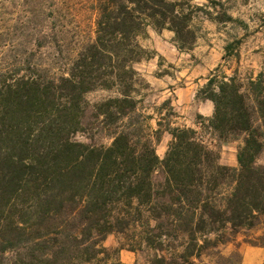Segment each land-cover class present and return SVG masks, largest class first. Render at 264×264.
<instances>
[{
	"label": "trees",
	"instance_id": "obj_1",
	"mask_svg": "<svg viewBox=\"0 0 264 264\" xmlns=\"http://www.w3.org/2000/svg\"><path fill=\"white\" fill-rule=\"evenodd\" d=\"M65 9L14 68H0V264H109L122 249L146 252L148 264H242L230 244L264 246L249 234L264 213V65L255 76L217 66L194 96L213 102L212 115L198 114L201 129L172 126V99L145 112L151 84L136 65L150 57L148 28L193 48L182 2L96 0L84 38L60 24ZM97 91L106 95L89 101ZM204 130L238 141L237 166L220 163Z\"/></svg>",
	"mask_w": 264,
	"mask_h": 264
},
{
	"label": "rangeland",
	"instance_id": "obj_2",
	"mask_svg": "<svg viewBox=\"0 0 264 264\" xmlns=\"http://www.w3.org/2000/svg\"><path fill=\"white\" fill-rule=\"evenodd\" d=\"M95 1L0 0V68H14L19 55L33 49L40 33L54 26L56 15L53 9L56 6L66 7V12L69 9V13L65 12L66 16L60 20V24L69 31V36L93 37L94 16L91 17L89 7ZM176 1L182 2L183 13L191 16L197 40L191 50L185 51L177 47L174 33L168 29L156 31L148 28L147 34L140 38L150 55L136 65L151 84L144 110L154 113V107L170 98L178 115L171 118V125L201 129L199 124H195L200 113L199 100H195L194 96L211 71L222 65L227 75L238 68L242 76H255L264 65V0H216L217 6L208 0ZM227 44L230 45L228 50L225 49ZM105 95L97 91L89 93L87 99L95 102ZM203 136L219 152L220 163L237 166L238 141H221L207 130L203 131ZM77 138L87 140L84 134H78ZM101 139L107 144L111 142L106 136ZM170 140V133L165 131L156 145L161 158ZM258 163L264 165V150L258 157ZM249 234L259 235V231ZM104 246L110 250L117 248V236L108 235ZM116 256L126 264H148L149 259L146 252L134 253L122 249L117 254L113 253L108 263L112 264Z\"/></svg>",
	"mask_w": 264,
	"mask_h": 264
},
{
	"label": "crops",
	"instance_id": "obj_3",
	"mask_svg": "<svg viewBox=\"0 0 264 264\" xmlns=\"http://www.w3.org/2000/svg\"><path fill=\"white\" fill-rule=\"evenodd\" d=\"M206 106V109L204 108ZM213 102L211 100H199L198 112L204 116L210 117L213 113ZM196 124V123H195ZM262 223L254 231H259V236L264 235V213L261 216ZM243 236L239 237L238 246L230 244L228 251L238 250L241 254L242 264H264V246H256L242 241Z\"/></svg>",
	"mask_w": 264,
	"mask_h": 264
}]
</instances>
